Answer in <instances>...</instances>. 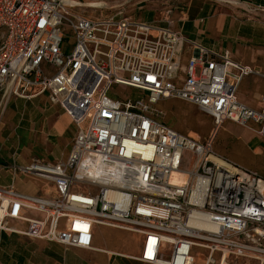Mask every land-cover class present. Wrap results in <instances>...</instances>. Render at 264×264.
Masks as SVG:
<instances>
[{"label":"built area","instance_id":"2783aa9c","mask_svg":"<svg viewBox=\"0 0 264 264\" xmlns=\"http://www.w3.org/2000/svg\"><path fill=\"white\" fill-rule=\"evenodd\" d=\"M67 1L0 0L3 98L46 96L74 127L64 161L12 165L13 176L41 180L45 193L0 187V231L106 253L92 246L101 227L138 239L137 256L109 257L197 264L194 253L204 264H264V178L212 145L226 122L264 139V94L258 109L236 97L244 78L264 74L188 40L168 19L88 17ZM113 86L140 94L124 97ZM168 99L210 115L211 135L200 140L164 124L158 105ZM11 220L26 227L11 228Z\"/></svg>","mask_w":264,"mask_h":264},{"label":"crops","instance_id":"0c3cea01","mask_svg":"<svg viewBox=\"0 0 264 264\" xmlns=\"http://www.w3.org/2000/svg\"><path fill=\"white\" fill-rule=\"evenodd\" d=\"M131 18L145 22L161 20V26L166 25L162 19H168L172 21L171 28L182 32L188 40L215 52H228L232 60L264 72V0H142ZM261 79L254 78L252 83L261 84ZM243 80L236 97L241 103L257 109V99L264 93L253 94L255 89L251 90L249 82L243 85ZM260 86H256L257 90ZM67 118L59 107L48 102L46 96L28 101L15 97L5 100L0 92V187L12 184L21 194L44 195L41 184L31 182L34 178L13 176L10 168L14 164L25 166L36 160L64 161L72 141L71 138L66 142L71 124ZM24 213L28 218L42 217L40 212L27 210ZM9 226L26 227L15 220L9 221ZM97 230L92 246L107 254L113 252L99 246ZM16 235L0 231V264H141L97 251L65 249L46 241L25 242ZM135 241L139 245L138 239ZM139 251L140 247L129 257L137 256Z\"/></svg>","mask_w":264,"mask_h":264},{"label":"rangeland","instance_id":"374dc122","mask_svg":"<svg viewBox=\"0 0 264 264\" xmlns=\"http://www.w3.org/2000/svg\"><path fill=\"white\" fill-rule=\"evenodd\" d=\"M73 1V2H72ZM142 0H68L69 5L77 4L71 8L73 14L85 15L88 17H96L99 14L116 16V18L134 17L136 7ZM72 2V3H71ZM93 7V8H92ZM73 40L68 38L64 40V51L68 54L72 48ZM264 56V55H263ZM186 55H184L182 64L186 63ZM54 72V68H52ZM262 72V71H260ZM264 74V72H262ZM254 76L244 78L243 85L250 83L249 87L253 94L264 93V79L261 84L252 83ZM260 79V78H259ZM177 84V80L173 81ZM260 86L259 90L257 87ZM112 91L115 93L121 91L124 97L139 95V92L134 90L113 86ZM111 96V94H110ZM255 101L257 99L254 98ZM258 101V99H257ZM259 104V103H258ZM159 109L164 112L163 122L181 134H189L193 137H198L200 140L207 139L215 129L214 123L210 115L201 112L196 106L176 99H168L162 101L158 105ZM259 108V105H258ZM257 108V109H258ZM63 113V112H62ZM68 119V118H67ZM69 121V119H68ZM70 132L66 142L68 143L74 133V128L69 125ZM73 131V132H72ZM213 150L220 155L233 162L238 167L256 172L259 176L264 178V139L254 135L252 132L242 128L236 124L226 122L216 132L213 140ZM67 153V151H66ZM37 154L33 153L36 157ZM31 182L43 187V182L38 179H32ZM40 218H43L40 216ZM97 230V229H95ZM16 235V234H14ZM21 240L29 242L31 240L25 239L21 235H16ZM96 239L99 246H102L110 251L117 253H124L125 255L135 254L139 245L136 243V237L122 231H112L105 228L97 230ZM106 256V255H105ZM197 264H204L196 254L193 253ZM215 261L218 262V255H215ZM228 264H245L241 259H234L230 257L227 260ZM249 264H254L252 261Z\"/></svg>","mask_w":264,"mask_h":264},{"label":"bare ground","instance_id":"6f19581e","mask_svg":"<svg viewBox=\"0 0 264 264\" xmlns=\"http://www.w3.org/2000/svg\"><path fill=\"white\" fill-rule=\"evenodd\" d=\"M72 3V2H71ZM77 5V4H76ZM78 6V5H77ZM93 8V7H92ZM2 217V212L0 211V219ZM222 264H225V262L223 261Z\"/></svg>","mask_w":264,"mask_h":264}]
</instances>
